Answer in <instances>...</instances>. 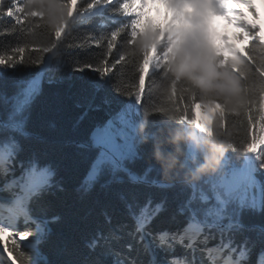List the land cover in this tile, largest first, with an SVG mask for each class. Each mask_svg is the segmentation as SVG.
Listing matches in <instances>:
<instances>
[{
	"label": "snow or ice",
	"instance_id": "snow-or-ice-1",
	"mask_svg": "<svg viewBox=\"0 0 264 264\" xmlns=\"http://www.w3.org/2000/svg\"><path fill=\"white\" fill-rule=\"evenodd\" d=\"M214 16L243 48L217 44ZM258 19L255 0H0V264H264ZM73 78L89 123L54 141L34 110ZM81 166L76 200L106 199L58 233L61 173Z\"/></svg>",
	"mask_w": 264,
	"mask_h": 264
},
{
	"label": "trees",
	"instance_id": "trees-1",
	"mask_svg": "<svg viewBox=\"0 0 264 264\" xmlns=\"http://www.w3.org/2000/svg\"><path fill=\"white\" fill-rule=\"evenodd\" d=\"M239 6L243 11L253 17L251 11H249L246 7L241 5ZM159 7L161 10V16L151 13L150 11L152 19L156 22H160L163 19L164 14L168 11L163 4H159ZM246 13V18L252 21V18L249 19ZM216 42L218 45H223V42L220 40H216ZM244 46L245 45H243L242 48ZM28 74V72H25L23 75L27 76ZM80 75L81 73L79 72L75 73V77H79ZM92 94L93 92L88 82L86 80L76 78L71 80L66 79L60 86L48 88L45 96L35 107L33 114L35 125L40 132L54 141L81 135L86 130L89 121H84L79 127H74L76 119L84 110L83 108L76 107V103L79 101L86 107L88 101L92 97ZM102 96V92L97 93L94 103L100 104ZM103 115L104 112L102 110L92 112L90 113V119H98ZM51 124H55V127H51ZM137 167H139V165H137ZM83 173V166L79 168H70L68 171L61 173L68 187V193L61 194L54 199L53 211L62 213L69 217V223L58 227L56 229L58 233H68L70 228L75 223H78L80 218H82L90 209L94 207V201L96 199L101 201L106 199L104 192L97 188L93 196L86 202L79 203L76 200L74 189L82 179ZM43 251L48 254L49 259L56 258L54 253L48 247H43Z\"/></svg>",
	"mask_w": 264,
	"mask_h": 264
},
{
	"label": "rangeland",
	"instance_id": "rangeland-1",
	"mask_svg": "<svg viewBox=\"0 0 264 264\" xmlns=\"http://www.w3.org/2000/svg\"><path fill=\"white\" fill-rule=\"evenodd\" d=\"M235 33H236L235 25L229 23L227 25L226 32L223 34V36H228L229 37V41L236 43L237 47H241L242 44H244V42L234 40V34ZM198 118L203 119V114L202 113H198Z\"/></svg>",
	"mask_w": 264,
	"mask_h": 264
}]
</instances>
